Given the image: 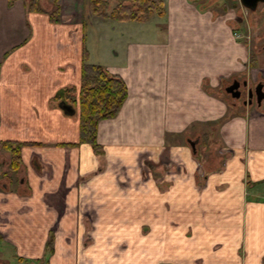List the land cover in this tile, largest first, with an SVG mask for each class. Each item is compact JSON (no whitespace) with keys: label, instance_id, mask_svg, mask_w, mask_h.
<instances>
[{"label":"crops","instance_id":"1","mask_svg":"<svg viewBox=\"0 0 264 264\" xmlns=\"http://www.w3.org/2000/svg\"><path fill=\"white\" fill-rule=\"evenodd\" d=\"M42 1L0 0V264L3 241L16 264H264V102L224 91L264 83L238 0H157L96 56L86 20L109 19ZM82 63L126 90L93 143L55 100L76 97ZM4 142L20 144L13 172Z\"/></svg>","mask_w":264,"mask_h":264},{"label":"trees","instance_id":"2","mask_svg":"<svg viewBox=\"0 0 264 264\" xmlns=\"http://www.w3.org/2000/svg\"><path fill=\"white\" fill-rule=\"evenodd\" d=\"M50 1L53 8L57 9L58 0ZM87 7L91 15L115 22H145L154 13L162 14L160 1L155 0H121L109 12L107 0H87ZM73 91L60 90L55 100H64L77 106L80 140L93 143L96 124L116 114L125 98V87L119 78L109 75L101 66L82 63L76 97ZM19 146L13 142H4L2 145V150L8 152V169L12 172L19 166Z\"/></svg>","mask_w":264,"mask_h":264},{"label":"rangeland","instance_id":"3","mask_svg":"<svg viewBox=\"0 0 264 264\" xmlns=\"http://www.w3.org/2000/svg\"><path fill=\"white\" fill-rule=\"evenodd\" d=\"M13 1L14 0H12V2ZM19 1H24V3L29 4V2L31 0H19ZM120 1L121 0H107L108 12L111 9H113L115 7V5L117 3H119ZM155 1H157V0H155ZM41 3L43 4V6L45 8H48L47 3H45L42 0H41ZM51 7H53V6L51 5ZM241 13H242V14H240L241 15L240 18H242L241 31L243 34L242 39L245 40L244 44H245V46H248L249 52L252 50V47H256V45L264 46V6L261 4H258L256 9L253 12H249V11L242 8ZM251 13H253V14H251ZM46 15H47L48 20H51L50 21L51 23H55V20L57 19L56 12H54L50 16L48 14H46ZM154 17L155 16L151 15L149 17V19H153ZM88 18H89V16H88ZM85 19H86V17H85ZM25 24H27V26L30 25L27 20H25ZM137 25H140V24H137ZM128 26H130V27L134 26V23L128 22L127 24L122 25V24H116L115 22L108 20L107 22H104L102 26L100 24H98V25L94 24V25L90 26V22H88V20H86L85 28H84V32H83V34H85L87 37L85 42L93 50V55L96 56L98 47L100 45L105 46L107 44H110L114 41L115 37H117V35H118L117 34L118 31L116 29L117 27H123L124 28V27H128ZM249 29H250V31H249ZM255 29L257 31H254ZM252 45H254V46H252ZM259 51L264 52V49H260V50H258V52ZM91 60H92V57H91ZM93 60H95L93 62H98L97 59H93ZM57 91H56V93H57ZM261 189H264V187H261ZM261 189H259V191L255 192V193L258 194V196H260V197H264V191H262ZM86 216H87V224H86L87 230H86L85 235H90L91 216L88 213L86 214ZM85 222H86V218H85ZM1 245H2V249H3L1 264H16L13 261L14 260L13 257L10 256L12 254V249L10 247H8L4 243V241L2 242ZM27 264H41V263L31 262V263H27Z\"/></svg>","mask_w":264,"mask_h":264},{"label":"water","instance_id":"4","mask_svg":"<svg viewBox=\"0 0 264 264\" xmlns=\"http://www.w3.org/2000/svg\"><path fill=\"white\" fill-rule=\"evenodd\" d=\"M238 1L244 9L249 11H254L258 4L264 6V0H238ZM242 85L244 87L245 83H242ZM238 88H239V83L237 81H233L231 85H229L224 89V91L227 94H229L232 99L238 100L240 97V91L238 90ZM246 95H247V99H249L250 101L253 98L256 106L258 107L260 105L261 100L264 97V94L262 92V84L257 83L253 88H247ZM250 101L248 102V104H250ZM58 107L62 111H67L69 112V114L72 113V109L69 106L65 105L64 103L59 104ZM194 144L195 142H190V141L188 142V145L193 152H194Z\"/></svg>","mask_w":264,"mask_h":264},{"label":"flooded vegetation","instance_id":"5","mask_svg":"<svg viewBox=\"0 0 264 264\" xmlns=\"http://www.w3.org/2000/svg\"><path fill=\"white\" fill-rule=\"evenodd\" d=\"M241 86H239V88H238V90H241ZM250 100L249 99H247L246 97L245 98H243V99H241V104H246V102H249Z\"/></svg>","mask_w":264,"mask_h":264}]
</instances>
